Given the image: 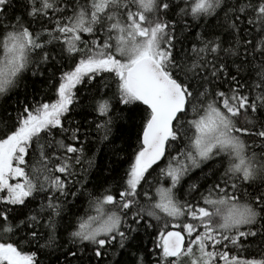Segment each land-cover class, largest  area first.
<instances>
[{
  "label": "snow or ice",
  "instance_id": "obj_1",
  "mask_svg": "<svg viewBox=\"0 0 264 264\" xmlns=\"http://www.w3.org/2000/svg\"><path fill=\"white\" fill-rule=\"evenodd\" d=\"M19 7L0 0V264H264V0ZM123 113L127 167L90 190L89 132Z\"/></svg>",
  "mask_w": 264,
  "mask_h": 264
},
{
  "label": "trees",
  "instance_id": "obj_2",
  "mask_svg": "<svg viewBox=\"0 0 264 264\" xmlns=\"http://www.w3.org/2000/svg\"><path fill=\"white\" fill-rule=\"evenodd\" d=\"M13 2L17 5L16 11H20L19 5L23 3V0H13ZM28 84L30 92H40L47 87L43 78L29 77ZM82 105L73 114L74 119L82 120V116L86 114L88 121H93L95 114L91 113L86 102H82ZM3 114V108L0 107V116ZM88 127L89 125L85 124V128ZM139 127V118L134 113H123L121 117L115 120L108 140L100 142L96 139L97 134L94 130L89 132L91 143L86 146V156L95 153L92 158L96 164V167L89 169L87 172V186L90 190H94L93 186L98 188L101 185L107 186L110 184L113 186V191H116V178L122 175L123 170L127 167V161L132 147L135 145ZM83 166L87 168V163L85 162ZM109 167L112 169L111 172L106 170ZM85 207L86 201L84 198H79L75 207L72 204L68 205V212L69 214L76 211L82 213ZM145 241L148 242L147 238H145Z\"/></svg>",
  "mask_w": 264,
  "mask_h": 264
}]
</instances>
